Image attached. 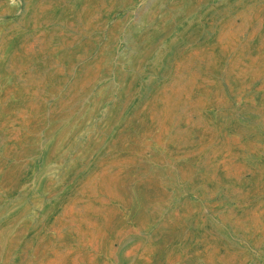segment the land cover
<instances>
[{
	"label": "rangeland",
	"instance_id": "rangeland-1",
	"mask_svg": "<svg viewBox=\"0 0 264 264\" xmlns=\"http://www.w3.org/2000/svg\"><path fill=\"white\" fill-rule=\"evenodd\" d=\"M0 264H264V0H0Z\"/></svg>",
	"mask_w": 264,
	"mask_h": 264
}]
</instances>
